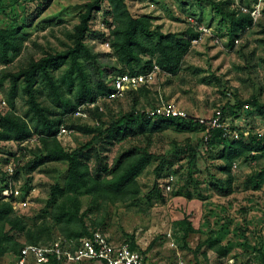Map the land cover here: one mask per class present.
Returning a JSON list of instances; mask_svg holds the SVG:
<instances>
[{
  "label": "rangeland",
  "instance_id": "374dc122",
  "mask_svg": "<svg viewBox=\"0 0 264 264\" xmlns=\"http://www.w3.org/2000/svg\"><path fill=\"white\" fill-rule=\"evenodd\" d=\"M94 0H0V28L18 29L26 37L22 52L7 64H0V73L17 72L30 59L66 51L73 45L75 27L85 4ZM134 16L146 15L153 26L164 34L187 37L188 30L197 33V25L211 29L202 40L192 44L176 76L160 73L154 82L136 93L127 94L113 102L98 100L94 106L83 108L85 117L70 115L65 126L93 127L97 124L91 114L97 108L107 123L131 111L150 112L159 101L184 110L193 118L208 119L215 110L223 108L222 125L228 139L264 137V118L254 113L250 105H241L252 97L264 103V19L232 40L227 23L211 5L226 0H124ZM254 0H231L230 8L246 6ZM107 1L93 12L85 45L91 53L109 60L117 69L111 51L98 34H107L113 23ZM40 12V13H38ZM66 65L54 75L60 78ZM108 75L106 83L112 76ZM19 91L13 108L7 101L8 80L0 86V114L13 110L25 117V97ZM41 88V85H40ZM49 103L44 95L39 99ZM2 101L5 105H2ZM179 123L180 121H176ZM176 122L166 129L147 135L127 137L109 148V166L130 150L152 154V162L139 175V195L127 202L104 205L88 212L89 199L81 196L85 225L90 232L98 231L115 244L129 242L130 236L146 256L159 264H260L264 256V185L255 189L256 174L264 167V152L252 154L248 160L235 161L231 167L232 193L218 196L210 187L215 180H225L223 163L217 154L221 147L204 143V130L182 131ZM59 141L67 151L87 143L91 134L68 130ZM237 135V138H235ZM38 143L0 142V187L6 172L12 167L18 172L16 186L28 189L26 206L15 214L29 225L49 215L43 213L53 184H62L67 164L46 163L33 171ZM162 165L157 178L154 169ZM93 169L92 162L89 163ZM173 175L170 192L162 189L166 175ZM24 191H22V196ZM49 220V219H47ZM192 230L184 237V229ZM62 236L57 228L51 240ZM207 240L216 241L209 247ZM19 242H24L22 237ZM218 248L224 249L221 255ZM14 255L0 258V264H14Z\"/></svg>",
  "mask_w": 264,
  "mask_h": 264
},
{
  "label": "trees",
  "instance_id": "16d2710c",
  "mask_svg": "<svg viewBox=\"0 0 264 264\" xmlns=\"http://www.w3.org/2000/svg\"><path fill=\"white\" fill-rule=\"evenodd\" d=\"M104 1L108 2L110 10L107 13L111 15L113 23L109 24L107 34L98 36L105 43H109L112 57L122 67L121 69L113 66L111 61L102 60L100 56L91 53L84 44L90 31L89 23L93 12L98 11ZM211 5L226 21L228 34L232 40L239 39L253 26L248 15L237 13L230 8L231 0L212 1ZM84 8L85 11L80 15V22L74 30L72 47L63 52L47 54L38 60L30 59L15 73H0V86L6 79L9 82L7 101L10 106L13 108L20 83L27 106L25 117L17 115L13 110L0 114V142H14L20 146L35 137L39 147L36 149V160L32 162L30 171L46 163L67 164L63 183H56L50 187L43 210L49 218L45 217L40 222L29 225L14 213L8 202L0 198V258L8 253L15 258L18 257L26 244H49L55 228L66 239L78 240L89 236L93 232H90L84 222L88 212L99 210L104 205L135 199L140 193L137 178L150 165L153 156L146 151L130 150L109 166L106 156L102 154L108 152L117 141L159 132L176 121H180L176 124L182 131H195L197 128L204 130L192 119L152 118L138 110L105 123L102 121V114H99L96 108L91 112L97 120L95 126L66 125L69 130L91 134L92 138L73 150L64 149L56 138L60 125L65 124V118L73 115L77 108L93 104L110 92L106 83L108 75L125 72L132 75L145 74L151 69L154 59L162 73L176 76L192 41L199 35L192 30H188L187 37L164 34L159 26H153L148 16L132 15L124 0H94L85 4ZM25 42L26 37L20 28L11 30L0 28V64H7L11 58L18 56ZM64 65L66 69L63 75L56 78L54 73ZM41 95H44L50 104L42 103L39 100ZM244 104L250 105L254 113L264 118V103H260L257 98L252 97L240 106ZM221 112L222 122L223 108ZM206 144L221 147L217 157L223 163L222 172L226 179L210 183L211 189L221 197H227L232 193L233 162L245 161L252 157V154L264 152L263 136L249 135L245 140L228 139L226 129L211 130ZM90 162L93 169L89 166ZM162 172V165L154 169L157 178ZM18 177L16 171L13 178L17 180ZM255 178V189L264 185V167ZM21 191H24V198L28 189L25 190L23 186ZM81 196L89 199L88 212H82ZM191 230L190 224H187L184 237ZM19 237H22L24 242H19ZM128 243L131 249L146 255V251L138 249L133 236H130ZM207 243L212 248L217 242L207 240ZM218 252L226 255L224 249L218 248ZM48 264L58 263L51 260ZM245 264L254 263L247 261ZM260 264H264V256L261 257Z\"/></svg>",
  "mask_w": 264,
  "mask_h": 264
},
{
  "label": "built area",
  "instance_id": "2783aa9c",
  "mask_svg": "<svg viewBox=\"0 0 264 264\" xmlns=\"http://www.w3.org/2000/svg\"><path fill=\"white\" fill-rule=\"evenodd\" d=\"M235 9L237 13L248 15L252 19L253 24L264 19V0H254L250 5L246 6L237 5ZM196 30L199 35L197 39L192 41V44L199 42L206 34L209 35L211 33L210 28L203 26L197 25ZM104 46L110 51L108 42L104 43ZM160 73L162 72L153 59L151 69L145 74L132 75L128 72L116 74L109 80L108 86L110 92L98 100L102 99L106 102H113L122 99L127 94L137 92L143 87L152 84ZM97 101L90 105L94 106ZM2 105H5L4 101H2ZM84 107L77 108L73 115L85 117L83 113ZM146 114L152 118L192 119L193 122L204 128V143H207L211 130L225 129L221 122V109L215 110L213 115L208 119L193 118L184 110L160 100L158 105ZM68 130L64 124L60 125L56 136L58 141L60 137L66 136L69 133ZM235 138H237V135H235ZM35 141L37 140L33 137L25 143ZM14 175L15 170L9 167L6 172L5 183L0 191V198L2 201L8 202L15 213L18 209L26 206L27 200L23 198L21 189L16 186L18 180L13 178ZM173 181L174 176L171 174L167 175L162 184V189L165 192H170ZM51 260H55L58 264H159L150 260L140 251L131 249L128 242L115 244L98 231L78 240L66 239L59 236L47 245L26 244L21 249L19 256L16 257L14 264H48ZM178 264L183 263L179 262Z\"/></svg>",
  "mask_w": 264,
  "mask_h": 264
}]
</instances>
